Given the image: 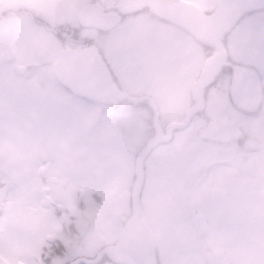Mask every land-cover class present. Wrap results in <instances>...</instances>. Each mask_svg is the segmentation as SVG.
Segmentation results:
<instances>
[{
	"label": "flooded vegetation",
	"instance_id": "af4514ba",
	"mask_svg": "<svg viewBox=\"0 0 264 264\" xmlns=\"http://www.w3.org/2000/svg\"><path fill=\"white\" fill-rule=\"evenodd\" d=\"M116 1L1 2L0 264H264V6L209 42ZM3 25L31 29V58ZM88 44L112 81L98 97L53 73Z\"/></svg>",
	"mask_w": 264,
	"mask_h": 264
},
{
	"label": "water",
	"instance_id": "95a60500",
	"mask_svg": "<svg viewBox=\"0 0 264 264\" xmlns=\"http://www.w3.org/2000/svg\"><path fill=\"white\" fill-rule=\"evenodd\" d=\"M140 3L153 6L156 13L176 16L175 21L188 28L196 37L209 42L218 40L242 12L264 6V0H217L214 8L206 13L199 7L181 4L179 0H117L115 5L130 10ZM163 4L176 5L180 9H163ZM91 11L92 4L84 3L78 12L79 21L88 20ZM95 20L99 21V18L95 17ZM102 62L104 61L93 44L64 47L53 63V73L73 92L98 97L112 87L108 71L101 70Z\"/></svg>",
	"mask_w": 264,
	"mask_h": 264
},
{
	"label": "rangeland",
	"instance_id": "374dc122",
	"mask_svg": "<svg viewBox=\"0 0 264 264\" xmlns=\"http://www.w3.org/2000/svg\"><path fill=\"white\" fill-rule=\"evenodd\" d=\"M0 0V7H1ZM4 16V15H3ZM0 18L2 16L0 15ZM259 26L256 24L251 26L252 29H257ZM1 28V27H0ZM4 30H12L14 39L17 42V52L18 56L24 57L25 59H29L33 56V52L31 48H34L35 41L33 38V34L31 29H29L27 26H15V28L12 29V25H3V31ZM257 39L258 37L255 34L250 35H242L239 38V44H248L246 48L250 49H256L257 48ZM118 172L117 167H110V168H92L90 172V176L93 177H102L105 175L113 174Z\"/></svg>",
	"mask_w": 264,
	"mask_h": 264
},
{
	"label": "snow or ice",
	"instance_id": "6c2138e0",
	"mask_svg": "<svg viewBox=\"0 0 264 264\" xmlns=\"http://www.w3.org/2000/svg\"><path fill=\"white\" fill-rule=\"evenodd\" d=\"M101 70L102 71H108V62L107 61H104L102 62V65H101ZM33 264H48V261L47 259L44 258L43 254H41V256L36 259Z\"/></svg>",
	"mask_w": 264,
	"mask_h": 264
}]
</instances>
